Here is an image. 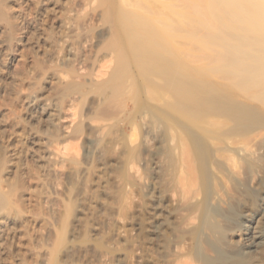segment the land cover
<instances>
[{"label": "bare ground", "instance_id": "obj_1", "mask_svg": "<svg viewBox=\"0 0 264 264\" xmlns=\"http://www.w3.org/2000/svg\"><path fill=\"white\" fill-rule=\"evenodd\" d=\"M202 2L206 10L197 26L190 23L188 39L220 42L224 53L182 62L177 0H160L162 11L148 0L114 1L115 42L135 47L136 55L119 53L105 79L100 68L93 74L103 79L100 92L127 95L121 96L122 116L100 118V111L99 119H88L81 142L96 175L91 189L81 185L77 208L85 210L87 201L89 208L75 216L79 225L71 229L72 235L88 236L90 227L94 232L89 220L105 229L108 238L92 247L96 264H235L237 256L264 264V133L230 132L229 120L240 108L216 104L228 89L260 80L254 96L264 94V0ZM144 42L149 44L141 47ZM112 94L107 98L119 95ZM232 203L238 205L236 217L227 210ZM219 246L228 259L218 256ZM73 247L85 252L90 246L71 245L64 253Z\"/></svg>", "mask_w": 264, "mask_h": 264}, {"label": "rangeland", "instance_id": "obj_2", "mask_svg": "<svg viewBox=\"0 0 264 264\" xmlns=\"http://www.w3.org/2000/svg\"><path fill=\"white\" fill-rule=\"evenodd\" d=\"M114 1L117 3V0H0V264H67L66 261L96 264L92 247L108 238L105 229L102 226L99 229L92 220L88 223L94 232H90L89 226V233L86 231L89 237L72 235L71 229L79 225L77 217L88 212V201L85 210L77 208L78 198L84 184L86 188L87 183L90 189L93 187L91 182L96 175L95 162L85 163L82 134L88 130L89 120L99 119L100 111V118L106 114L122 116L121 105L127 95L126 91V95L110 90L100 92L98 86L115 69L119 53L136 55L135 47L115 42L116 25L111 19ZM159 1L148 0L154 9L162 11V5L157 6ZM190 1L195 3L189 4ZM197 1L177 0V11L182 15L178 17V25L182 23V27L176 45L182 62L209 53H224L217 47L220 42L188 39L192 29L189 25L197 26L202 18L198 15L206 10L203 0ZM182 18L189 22L183 23ZM146 44L149 42L140 46ZM136 65L130 66L132 75L137 72ZM99 68L104 70L103 79H94L93 74ZM262 83L260 80L259 85L249 84L238 90L229 87L224 99L216 101V104L225 102L231 109L240 108V114L236 112V117L229 120L230 132L238 128L237 132L264 133V94L254 96ZM112 93L119 94L121 99L116 94L114 100L107 98ZM102 107L111 112H104ZM261 150L260 170L264 173V147ZM95 205L98 209V204ZM231 205L228 213L236 217L238 205ZM84 244L90 246L85 252L73 247L64 253L68 246ZM218 249H222L218 256L228 259L224 256L225 249L221 246ZM235 259V264H251L243 256Z\"/></svg>", "mask_w": 264, "mask_h": 264}]
</instances>
